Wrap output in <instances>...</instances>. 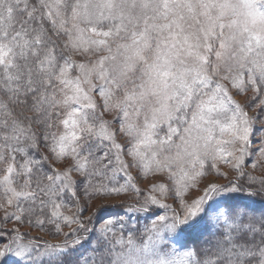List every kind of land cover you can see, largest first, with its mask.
I'll return each mask as SVG.
<instances>
[{"label": "snow or ice", "instance_id": "snow-or-ice-1", "mask_svg": "<svg viewBox=\"0 0 264 264\" xmlns=\"http://www.w3.org/2000/svg\"><path fill=\"white\" fill-rule=\"evenodd\" d=\"M258 168L264 0H0V264H264Z\"/></svg>", "mask_w": 264, "mask_h": 264}, {"label": "rangeland", "instance_id": "rangeland-1", "mask_svg": "<svg viewBox=\"0 0 264 264\" xmlns=\"http://www.w3.org/2000/svg\"><path fill=\"white\" fill-rule=\"evenodd\" d=\"M220 170L221 171H227L228 170V166L227 165H220ZM261 173H264V168H258L255 172L256 175H260ZM135 175V173H133ZM217 182L218 183H223L224 181L222 179H217ZM203 183H207V180L203 181ZM148 186H150V181H145L143 184H140L139 187H141L142 191L145 190ZM198 191L197 190H192L191 191V195L189 196V199H191L192 197L198 195ZM128 195H134V194H128ZM124 198H127V197H124ZM169 204L172 205V207H176L177 205L175 203H173V201L171 199H169L167 201ZM87 215V213L85 214ZM67 230V229H65ZM32 235H36V232L35 230H33L32 232ZM43 235V234H42ZM44 239H48V240H51L52 242H55V240L51 237V236H44Z\"/></svg>", "mask_w": 264, "mask_h": 264}, {"label": "trees", "instance_id": "trees-1", "mask_svg": "<svg viewBox=\"0 0 264 264\" xmlns=\"http://www.w3.org/2000/svg\"><path fill=\"white\" fill-rule=\"evenodd\" d=\"M140 223H141V225L144 223V220L142 219L141 221H140Z\"/></svg>", "mask_w": 264, "mask_h": 264}]
</instances>
